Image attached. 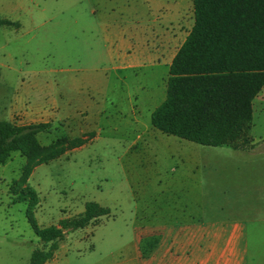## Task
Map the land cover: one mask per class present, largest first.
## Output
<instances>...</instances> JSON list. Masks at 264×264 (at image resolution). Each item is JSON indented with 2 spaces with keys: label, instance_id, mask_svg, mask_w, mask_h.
<instances>
[{
  "label": "rangeland",
  "instance_id": "rangeland-1",
  "mask_svg": "<svg viewBox=\"0 0 264 264\" xmlns=\"http://www.w3.org/2000/svg\"><path fill=\"white\" fill-rule=\"evenodd\" d=\"M154 2L0 0V18L19 24L0 26V120L50 122L38 135L43 146L95 133L85 145L49 162L32 166L15 151L0 165V264H30L33 252L45 248L28 211L44 227L77 216L89 201L109 207L110 214L70 231L45 264H109L134 240V220L168 213L162 205L172 198L170 218L239 220L250 223L252 233L264 234L262 201L224 193L232 167L211 156L213 146H202L204 155L210 154L202 157L203 205H185L182 144L195 143L151 123L152 108L166 97L169 67L113 68L110 50L118 53L125 42L132 50L144 47L154 18L146 11L156 8ZM24 91L32 98L25 99ZM32 107L44 109L25 116ZM254 124L253 135L263 136L264 110L258 105ZM262 170L264 162H258L248 174ZM157 205L159 211L151 209ZM157 240L154 233L142 245L149 251Z\"/></svg>",
  "mask_w": 264,
  "mask_h": 264
},
{
  "label": "trees",
  "instance_id": "trees-1",
  "mask_svg": "<svg viewBox=\"0 0 264 264\" xmlns=\"http://www.w3.org/2000/svg\"><path fill=\"white\" fill-rule=\"evenodd\" d=\"M193 3L195 24L169 67L166 98L153 111L151 123L167 135L201 145L251 149L254 99L264 89V0ZM1 25L19 27L4 18H0ZM50 126V122L18 124L1 119L0 165L15 151L32 166L46 163L85 145L95 135L66 136L43 146L38 135ZM110 212L109 207L89 201L77 216L42 227L28 211L45 246L33 252L30 264H45L70 231L85 228Z\"/></svg>",
  "mask_w": 264,
  "mask_h": 264
},
{
  "label": "crops",
  "instance_id": "crops-1",
  "mask_svg": "<svg viewBox=\"0 0 264 264\" xmlns=\"http://www.w3.org/2000/svg\"><path fill=\"white\" fill-rule=\"evenodd\" d=\"M154 4L155 9L149 8L146 11L148 14L152 13L154 18L149 20L148 31L144 33V47L132 50V44L125 42L121 43L118 53L109 51V57L114 63V70L129 71L159 64L170 67L195 24L194 3L193 0H170V3L164 4L155 0ZM24 94L26 95L25 99L32 98L30 91H24ZM18 102H20V98L17 96L12 102L11 115L15 112L14 105L17 106ZM160 104L152 108L151 115ZM256 105L260 110H264V89L254 99V114ZM43 109L37 111L32 107L24 113L29 117L35 115V112H43ZM138 112L141 115L142 106ZM8 120L13 121L12 116H9ZM254 127L255 124L253 129ZM252 136L254 146L251 149L241 150L229 146H213L211 156L220 159L224 166L232 167L230 189L224 188V193L229 190L234 196H238L237 194L240 193V198H245L251 203L257 198L264 205V170L248 174V171L256 163L264 162V135L256 137L252 133ZM194 143L195 145L192 143L182 144L185 205H203L201 200L205 192L201 170L204 162L202 157L210 154L206 155L205 153L204 155L203 145ZM247 175L248 181H242ZM250 179L254 181L252 184ZM217 188L220 189V187ZM170 201V205H176L173 198ZM170 205H162V209L168 210V213L155 212L154 217L150 219L134 220L135 237L131 245L121 249L119 255L113 257L114 259L108 263L264 264V234L252 233L250 223L246 224L239 220L208 221L200 218H170ZM151 209L159 211L160 208L157 205ZM154 233H157L158 240L145 255L142 241Z\"/></svg>",
  "mask_w": 264,
  "mask_h": 264
}]
</instances>
